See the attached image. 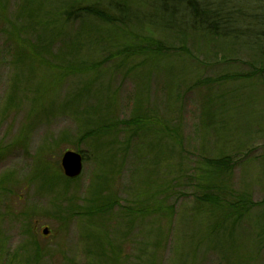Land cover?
<instances>
[{"label":"rangeland","instance_id":"rangeland-1","mask_svg":"<svg viewBox=\"0 0 264 264\" xmlns=\"http://www.w3.org/2000/svg\"><path fill=\"white\" fill-rule=\"evenodd\" d=\"M152 2L0 0V264H264V49L166 26ZM76 3L126 6L129 25L64 27ZM38 44L69 58L61 79L25 58ZM66 151L84 160L73 182ZM219 181L248 199L238 225L212 215ZM105 189L116 206L91 214Z\"/></svg>","mask_w":264,"mask_h":264},{"label":"trees","instance_id":"trees-1","mask_svg":"<svg viewBox=\"0 0 264 264\" xmlns=\"http://www.w3.org/2000/svg\"><path fill=\"white\" fill-rule=\"evenodd\" d=\"M143 2L144 0H140ZM161 5H159V9L162 11H166L167 13H171L169 20L166 22V26L170 25H179L184 24L188 28H192L195 31H201L206 34L211 35H219L223 38H233L235 40L237 39H243V43L247 48H253L254 50H262L264 49V0H161ZM81 4L84 3H76V5H73L68 9L65 13V23L64 27L69 25L70 21L73 18H84V19H95L98 21H101V23L105 25H115V24H124L125 26L129 25V18L130 10H127L126 6H120L118 4L109 6L108 9H102L100 5L97 3L96 5H85L84 7H81ZM152 8H154L156 11L157 9L156 5L154 4V0L152 2ZM110 8L118 10V13H121V15L117 14L118 16H115L111 13ZM5 10V8H4ZM116 14V13H114ZM51 24H46V26L42 23H40V26H43V30L48 29H54L50 28ZM242 25H247L249 29L247 30H241L240 28ZM239 26V27H237ZM244 27V26H243ZM255 28V29H253ZM24 30V29H23ZM15 34V33H14ZM239 34L245 38H240ZM88 38V37H87ZM251 38H254L255 41H251ZM55 40V37H54ZM85 41L86 39H82ZM61 41V38L59 39V42ZM58 43V42H57ZM56 43V44H57ZM141 44V41L139 42ZM80 44V42H79ZM34 45V44H32ZM51 45V44H50ZM40 47V45H35L31 48H29L31 51L25 52V58L31 61L30 64L32 66H41L46 67L48 70L51 71V73H55V77L58 79L62 78V72L63 71V62H65L66 59H69L66 54L64 53L62 58L58 59V53L53 52V55L50 56V61L48 59L42 58L38 54L46 52L45 55H47V52L49 50V45L46 46L47 48L39 52L35 48ZM82 47V46H81ZM130 53L133 54H148L150 50L155 49L156 47L150 49H147V51L142 50L141 52L134 51L135 47H129ZM261 48V49H260ZM157 46V50H158ZM129 52V50H127ZM126 52V51H125ZM23 60V59H22ZM59 61H61V64L58 65ZM78 64V62H77ZM80 70L79 67L72 66L70 73H75L73 71ZM69 73V74H70ZM57 80V79H56ZM62 80H59L61 82ZM224 162V161H223ZM225 163V162H224ZM213 169L212 172L208 173V175L213 174L217 171H222V169L225 167L222 163H216L214 165H210ZM207 175V176H208ZM76 180V179H74ZM70 180V181H74ZM213 176H210L208 181H212ZM213 185L209 187L210 192H215L218 197H210L213 200V203H210L212 205V215L216 217L218 220H220L223 223H230L231 226H235V224H239L240 221H242L244 217L248 215V209L250 206H248V199L246 197L239 198L237 196L233 197L232 200L224 199L222 195L224 192H227L225 186L221 183ZM108 189V188H107ZM100 190L97 192L98 198L95 197L96 201L94 200L93 209L90 211L91 214H107L111 211V207L116 206L117 203H114L115 200L113 198L108 199L104 196L106 193V190ZM165 189H163V192ZM247 200V201H246ZM108 206V210L105 211V209ZM112 207V208H113ZM59 209V208H58ZM89 211V212H90ZM174 211L169 212L173 214ZM93 216V215H92ZM96 216V215H94ZM242 219V220H241ZM221 229H220V228ZM222 228L224 230L225 227H223V224L218 226L217 229H215V232H212L213 229H211L212 234H216L218 236L219 233H221ZM227 235V234H226ZM262 239L264 237V233H262ZM102 235L97 234L95 236V239L97 242H101ZM219 238V237H218ZM264 243V239L262 240ZM26 244V242H25ZM32 244H37L35 242H32ZM28 246V245H27ZM37 246V245H36ZM38 253L36 254V260H40V257L43 256V254H40L39 247H37ZM25 249H22L23 251ZM20 251H17L8 261V264H18L16 260L20 256L21 253H18ZM27 255V254H26ZM26 255L23 257L25 258ZM42 261V260H41ZM113 262L116 263L113 259ZM26 264H34L33 258H30L27 260ZM37 264V263H35ZM116 264H119L118 262Z\"/></svg>","mask_w":264,"mask_h":264},{"label":"water","instance_id":"water-1","mask_svg":"<svg viewBox=\"0 0 264 264\" xmlns=\"http://www.w3.org/2000/svg\"><path fill=\"white\" fill-rule=\"evenodd\" d=\"M61 165L67 178H78L83 169L82 156L77 152L67 151L62 157ZM48 233L47 229L43 231L44 235H48Z\"/></svg>","mask_w":264,"mask_h":264}]
</instances>
